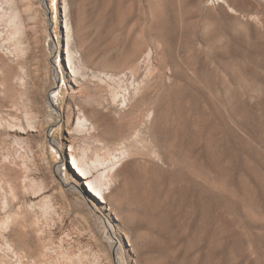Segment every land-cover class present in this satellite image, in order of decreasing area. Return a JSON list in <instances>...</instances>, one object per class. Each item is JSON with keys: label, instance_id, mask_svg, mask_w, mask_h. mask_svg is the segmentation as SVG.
<instances>
[{"label": "rangeland", "instance_id": "obj_1", "mask_svg": "<svg viewBox=\"0 0 264 264\" xmlns=\"http://www.w3.org/2000/svg\"><path fill=\"white\" fill-rule=\"evenodd\" d=\"M8 85L49 147V169L2 151L7 178L23 154L53 204L40 241L7 233L23 264H264V0H0V98ZM80 101L111 142L104 167L123 157L104 209L72 165L94 147L66 124Z\"/></svg>", "mask_w": 264, "mask_h": 264}, {"label": "bare ground", "instance_id": "obj_2", "mask_svg": "<svg viewBox=\"0 0 264 264\" xmlns=\"http://www.w3.org/2000/svg\"><path fill=\"white\" fill-rule=\"evenodd\" d=\"M10 89H11L10 85L7 86V89L4 88V92L6 93V95L0 98V166L2 165L1 166L3 169L2 178H4V180L3 179L1 180H3L4 183L6 182L7 184H9L10 186L9 188L11 192L10 194L12 197L11 203H9L10 199H8L7 193H6L7 197L6 196L2 197L1 196L2 194L0 193L1 194L0 195V221L2 222L1 225L3 224L2 227L4 226L3 228L1 227L2 230H0V241L3 243V244L1 243V246H0V264H23L26 256L23 255L24 254L23 252H19L16 250L13 242L8 239L7 233L10 231L11 227L19 226L22 228L25 235H27L28 232H32L39 238V241H40L43 228L41 227L42 224L39 221V217L38 219L36 217L37 213L41 211L45 215H47V213H50V211L53 210V204L51 203L52 201L49 199V197L47 196L41 197L42 195H40V193L45 192L47 187L45 188L44 185L43 187H40V185L37 183V179H35V177H33L32 174L30 173V170H29L30 166H28V163H21L22 159H24L23 154H21L19 158H16L14 156L15 157L14 160L10 162V164H14V167L12 165L11 170L15 172L16 176L7 178L8 176L5 172H6V169L11 166L7 165L8 163H5L2 161V155H3L2 151L4 150H7V151L14 150V152L15 150L18 151L17 146L14 144V143H17L19 148H22L25 151L29 149L32 150L34 158L36 160L39 159L41 164L46 169L50 168V159H49V147H48L47 140H36L35 139L36 137L34 133H37L40 131L41 127H43V122L40 121L39 125L34 124V118H33V115L31 114L34 111V106L32 105V102H30L28 106L26 102L19 101L17 98H15L14 94L11 93V91H9ZM88 94L90 95V93ZM29 97L31 101V96L29 95ZM118 97L119 96L115 95V100ZM122 100H123V104H126L127 106L128 98L126 96H123ZM76 104H77L76 111L73 109V107L71 106L68 107V113H67L68 118L66 120V124L70 125L71 117L73 115H77L79 121L84 120L85 122L84 126L87 127L88 131L86 132L85 135H82L83 131L76 128L74 130L75 132L73 134L72 142L73 143H82V142L94 143V147L92 148V150L90 149L92 151L91 156L84 155L85 160L84 158L83 160L82 159L80 160L77 158L76 155L72 154L73 155L72 165L74 169H77L79 176H81L86 181H89V183L86 184L89 188V191L91 192V194H93V196L97 200H99V203L104 209L106 208L105 206H109L111 204L114 187H116L115 185H116L117 169L119 167L117 165L119 163H122L123 157L122 156L115 157L117 158V161H113L115 158L111 157L112 159L110 160V163L112 162V165H110L109 167L108 166L104 167L106 165V160L99 158V152L101 149L100 146H102V143H111V142H105L104 139L102 138V135L100 132L99 117L92 113V110L90 107L91 105L83 101L77 102ZM99 104L101 107L103 106L102 102H100ZM125 143H128V142H125ZM94 155L96 157L95 159H94ZM85 168H88L89 170L85 171ZM102 169H106V170L105 172H102L100 174L98 182L96 181L97 183L94 184V182H92L91 179L94 177L95 173L99 172ZM3 186L5 187L6 185H3ZM20 194L21 196L23 195L26 198L29 197V199L31 200L30 203L28 201H24V209H21L20 211L14 214L13 213L8 214L7 212L10 207V204L19 203ZM67 245L69 246L71 245V243H69V241H67V243H62V246H67ZM79 254L81 255V253ZM66 260L68 261L67 257L65 258V261ZM66 263L69 264L68 262ZM78 263L79 264L83 263L82 256L78 259Z\"/></svg>", "mask_w": 264, "mask_h": 264}]
</instances>
